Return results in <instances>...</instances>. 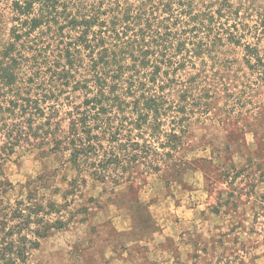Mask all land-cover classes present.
I'll use <instances>...</instances> for the list:
<instances>
[{"label": "trees", "instance_id": "obj_1", "mask_svg": "<svg viewBox=\"0 0 264 264\" xmlns=\"http://www.w3.org/2000/svg\"><path fill=\"white\" fill-rule=\"evenodd\" d=\"M4 6L11 17L0 12V168L23 144L61 159L18 187L0 173V264H28L67 225V205L51 198L60 195V171L77 173L70 182L63 175L72 187L90 176L131 188L140 167L169 177L189 167L185 157L180 165L166 157L187 149L195 122L228 131L238 116L260 132L249 120L264 110L236 115L233 107L253 98L264 106V0H0ZM63 121L64 139L56 135Z\"/></svg>", "mask_w": 264, "mask_h": 264}, {"label": "rangeland", "instance_id": "obj_2", "mask_svg": "<svg viewBox=\"0 0 264 264\" xmlns=\"http://www.w3.org/2000/svg\"><path fill=\"white\" fill-rule=\"evenodd\" d=\"M2 8L11 17V10ZM11 25L7 19L6 39ZM261 104L253 98L233 108L236 115L240 109L254 115L264 110ZM237 117L228 131L217 121L193 123L185 137L187 149L166 157L171 164L180 165L178 157L191 161L175 177L164 169L143 173L140 167L131 188L90 176L72 187L62 182L63 175L70 182L77 173L60 171L53 187L61 192L51 198L72 214L63 212L67 225L53 230L28 264H264V117L249 120L259 127L257 135ZM68 126V121L60 123L56 135L64 139ZM40 146L17 147L0 173L18 187L54 170L61 156ZM72 189L66 202L62 193ZM10 196L14 200L17 194Z\"/></svg>", "mask_w": 264, "mask_h": 264}]
</instances>
